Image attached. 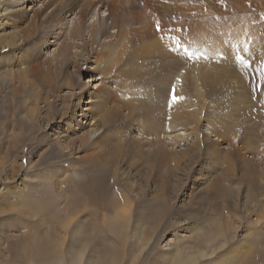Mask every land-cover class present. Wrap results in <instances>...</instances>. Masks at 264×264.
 Returning a JSON list of instances; mask_svg holds the SVG:
<instances>
[{
	"label": "rangeland",
	"instance_id": "1",
	"mask_svg": "<svg viewBox=\"0 0 264 264\" xmlns=\"http://www.w3.org/2000/svg\"><path fill=\"white\" fill-rule=\"evenodd\" d=\"M3 23L0 264H264V0H35Z\"/></svg>",
	"mask_w": 264,
	"mask_h": 264
},
{
	"label": "bare ground",
	"instance_id": "2",
	"mask_svg": "<svg viewBox=\"0 0 264 264\" xmlns=\"http://www.w3.org/2000/svg\"><path fill=\"white\" fill-rule=\"evenodd\" d=\"M35 0H1L0 1V7H1V10H0V16H2L3 17V19H2V21H1V23L0 24H2V26L3 25H5V23H3V21H4V19L5 18H7L8 17V15H12V14H15L16 12H19L20 10H21V8L25 5V4H31L32 2H34ZM161 1V0H160ZM121 6V5H120ZM123 6V5H122ZM120 7L122 10L124 9V6L123 7ZM121 10V11H122ZM1 17V18H2ZM115 26L117 27L118 25L116 24V22H115ZM93 27V29L90 31V35L93 37L94 36V34H97V35H100V36H104V35H107V33H108V29L106 28V27H104L103 26V24H98V25H96V26H92ZM125 28V27H124ZM124 28L122 29V31L120 30L121 28L119 27V33L114 37V38H116V40H114V41H111L110 42V44H108L107 46H106V48L104 47V49L103 50H101L100 52L101 53H99L98 54V52H93V53H91L92 55H95V58H96V61H94V63L96 64V66H98V68H99V66L101 65V70H109L111 67L109 66V65H112V67H113V65H115L114 63V61L116 60V62L118 63V57H117V55H119V51H121L122 50V52L124 51V47H123V44L125 43V41L127 40V38H128V36H127V31H126V28H125V30H124ZM74 34H78V31H79V28H75L74 30ZM138 31V30H137ZM137 31H135V32H137ZM150 33V32H149ZM151 34H153V32L151 33ZM73 37V36H72ZM71 45V43H68L67 45H65V47L62 49V51L59 53V55H62L63 56V59L61 60V61H59V62H57L56 64H58L60 67L62 66V67H64V66H66L67 64H69L68 63V61L65 59V58H69L68 57V54H66L65 53V51H67V47L68 46H70ZM75 45V44H74ZM72 46H73V44H72ZM71 46V47H72ZM70 47V48H71ZM75 46H73L72 48H74ZM67 48V49H66ZM86 57V56H85ZM101 60H103V61H101ZM104 68V69H103ZM111 70V69H110ZM20 83H22V82H20ZM26 83V82H25ZM20 85H24V84H20ZM15 88H17V87H15ZM20 88V87H19ZM21 90V89H20ZM20 93H22V91L20 92ZM35 93V92H34ZM31 94V93H30ZM45 98V97H44ZM180 101H181V99H180ZM13 102V101H12ZM32 104V103H31ZM23 107V106H22ZM31 107V106H30ZM36 107H38V106H36ZM36 107L35 108H33V109H29L28 108V116H30L31 117V119L32 118H34V120L36 119L35 117H36V115L38 114H35V112H36ZM45 107H47L46 105H45ZM25 108V107H24ZM20 109V108H19ZM26 109V108H25ZM24 109V110H25ZM39 110V109H38ZM38 112V111H37ZM48 113H50L49 111H48ZM11 114V113H10ZM95 114V113H94ZM34 115V116H33ZM27 116V117H28ZM52 116V115H51ZM60 116V115H59ZM96 116V115H95ZM57 117V116H56ZM8 118V117H7ZM23 118V117H22ZM29 118V117H28ZM46 118H48V117H46ZM73 118V117H72ZM93 118V117H92ZM179 118H181V117H179ZM24 119H26V118H24ZM31 119H29V120H31ZM37 119H38V116H37ZM13 120V119H12ZM33 120V119H32ZM23 121V120H22ZM38 121V120H37ZM36 120H35V122H37ZM34 122V123H35ZM14 123H15V121H14ZM31 123V122H30ZM38 125V124H37ZM183 125V124H182ZM10 126V125H9ZM35 126V125H34ZM70 128V127H69ZM30 131H31V133L32 132H35V129L32 127H30ZM172 129V126L171 125H168L167 126V128L165 129V130H167V131H170ZM8 132V131H7ZM178 141L179 140H181V137L179 136L178 138ZM21 141V140H20ZM97 157V156H96ZM100 159V158H99ZM102 161V160H101ZM105 162V161H104ZM102 163V162H101ZM41 169V168H40ZM126 211H124V213H125ZM81 213V212H80ZM34 214H36L35 216H37V214H38V212L36 213V212H34ZM119 214V213H118ZM117 214V215H118ZM94 215V214H93ZM232 225V224H231ZM216 239V237L215 238H211V239H209L208 240V238L206 239V242H204L205 243V245L206 246H208V245H211L210 243L211 242H213L214 240ZM215 243V242H214ZM262 243H264V239H263V241H262ZM221 245V244H220ZM247 246V245H246ZM24 249V248H23ZM217 249V248H216ZM214 250V249H213ZM215 251V250H214ZM200 253V252H199ZM212 253H213V251H212ZM250 253V252H249ZM248 254V253H247ZM199 255H205V253H203V252H201ZM249 255V254H248ZM247 255V256H248ZM43 257V255L42 254H38V255H33L32 253H30V252H28V254H27V258H29L30 259V261H38V260H41V258ZM196 256V255H195ZM195 256H192V255H189V256H181V258L179 259L178 258V263L177 264H191V262H192V260L195 258ZM249 257V256H248ZM252 259V258H251ZM250 259V260H251ZM249 260V261H250ZM30 261H28L27 263H29ZM195 262V261H194ZM251 262V261H250ZM264 262V261H263ZM9 263H11V262H9ZM252 263V262H251ZM253 264V263H252Z\"/></svg>",
	"mask_w": 264,
	"mask_h": 264
},
{
	"label": "snow or ice",
	"instance_id": "3",
	"mask_svg": "<svg viewBox=\"0 0 264 264\" xmlns=\"http://www.w3.org/2000/svg\"><path fill=\"white\" fill-rule=\"evenodd\" d=\"M159 30L162 31L163 29H159ZM174 46L177 48V50H179L180 47H181L180 41L179 40L175 41V45ZM184 51H185V55H188V50L185 49ZM237 59L239 60V62L241 64L245 63V61H244V59L242 57H237ZM177 99H183V98L182 97H178L177 94H176L175 88H173L172 92H171V101L173 103H175L177 101Z\"/></svg>",
	"mask_w": 264,
	"mask_h": 264
}]
</instances>
